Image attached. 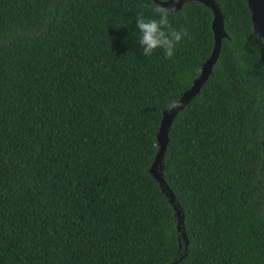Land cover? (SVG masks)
<instances>
[{
  "label": "trees",
  "instance_id": "trees-1",
  "mask_svg": "<svg viewBox=\"0 0 264 264\" xmlns=\"http://www.w3.org/2000/svg\"><path fill=\"white\" fill-rule=\"evenodd\" d=\"M212 1L225 37L159 165L178 225L148 170L210 9L170 14L190 38L166 59L138 43L152 0H0V264H264V40L246 0Z\"/></svg>",
  "mask_w": 264,
  "mask_h": 264
},
{
  "label": "water",
  "instance_id": "water-1",
  "mask_svg": "<svg viewBox=\"0 0 264 264\" xmlns=\"http://www.w3.org/2000/svg\"><path fill=\"white\" fill-rule=\"evenodd\" d=\"M152 1L155 5L171 9V13L179 10L183 4L189 3L202 4L205 7L209 8L212 14L211 31L213 35V47L210 52V55L202 63L200 73L198 77L193 81L190 88L182 93V95L174 105H172L167 110L163 111L158 131L156 133L157 152L148 170L151 177L156 181V183L161 188L162 192H164V194L167 196L168 203L172 206L175 215L178 219L177 224L179 225L181 224L180 212L177 209L176 204H174V197L172 193L169 191L168 187L165 185L161 177L159 165L167 144L168 129L176 114L190 102V100L199 92L201 86L207 80L211 72L212 66L218 58L220 43L221 40L225 37V33L223 30L222 16L212 0H167L163 2H159L157 0ZM246 3L248 9L250 10V21L253 26V31L264 40V0H246Z\"/></svg>",
  "mask_w": 264,
  "mask_h": 264
},
{
  "label": "clouds",
  "instance_id": "clouds-1",
  "mask_svg": "<svg viewBox=\"0 0 264 264\" xmlns=\"http://www.w3.org/2000/svg\"><path fill=\"white\" fill-rule=\"evenodd\" d=\"M171 11L161 6L154 9L158 18L146 17L143 14L137 15L136 27L140 33L138 43L144 57H150L157 49H161L165 58L171 59L176 53L177 46L185 38H190V33L185 27L174 28L172 26L169 20Z\"/></svg>",
  "mask_w": 264,
  "mask_h": 264
}]
</instances>
